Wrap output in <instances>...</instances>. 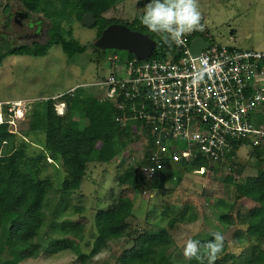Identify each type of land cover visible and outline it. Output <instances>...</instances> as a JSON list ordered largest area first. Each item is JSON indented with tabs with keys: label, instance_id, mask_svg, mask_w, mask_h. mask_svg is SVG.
<instances>
[{
	"label": "trees",
	"instance_id": "1",
	"mask_svg": "<svg viewBox=\"0 0 264 264\" xmlns=\"http://www.w3.org/2000/svg\"><path fill=\"white\" fill-rule=\"evenodd\" d=\"M14 1L19 2L24 11L42 15L49 24L48 35L44 44H33L32 47H11L0 42V65L10 56H46L54 46L61 47L70 59L90 49L95 57L96 54L105 55L107 51L96 49L94 43L100 38L103 30L112 24H120L133 32L146 34L155 41L156 48L150 61L177 63L183 56V52L175 43L164 45L159 36L141 24L142 13L131 20L118 14L116 7L120 0ZM109 11H113L112 15L106 17ZM86 14H91L96 20L92 28L96 37L91 44H80L73 38L72 25L74 22L81 24V19ZM195 37L203 36L196 33L188 39V43ZM125 55L128 63H140L134 56L127 53ZM261 66L264 68V61ZM114 75L118 76V72L114 71ZM58 105H64V114H57ZM40 106L41 108H38L37 105L32 113L24 118L30 124L31 131L42 136V146L33 158L25 154L24 141L15 146L16 135L12 133V127L7 124L0 126V264H21L41 257L42 234H47V216L52 212L57 218H62L70 211L81 212V207L73 205L74 195L80 191L94 166L108 165L115 160L118 162V173L115 177L118 195L111 198L106 210L96 213L98 224L102 227L101 245L131 238L133 246L117 259L118 264H162L160 255L169 254L175 248L170 230L182 218L169 219L168 229L149 227L134 238V202L128 191L137 194L167 193L175 188L179 180L165 175L163 170L157 172L152 180L138 175L133 168L123 173V167L130 156L140 152L137 147L138 138L128 133L127 129L117 122V118L123 113L118 110L117 105L105 98V91L99 87H81L56 99L45 101ZM5 115L7 116V112ZM3 148L8 150L3 151ZM123 151L124 156L119 163V154ZM246 157L244 164L255 166L257 173L237 180L240 182L235 184V198L239 201L247 199L253 203V207L243 213L241 202L237 207L236 202H218L213 205V213L222 228L244 226L246 234L250 238L254 237L259 243L247 255L242 254L239 257L242 264H264V153L249 151ZM53 158L60 159L64 173L60 187H56L50 178H35L40 173V164L46 165V160L52 161ZM134 160L138 162L137 157ZM28 161L33 162L32 171L31 167L26 165ZM196 163L200 166L203 161ZM193 166L196 167L194 164ZM242 166H239L237 173L232 174L236 179L243 170ZM213 170L217 171L216 168ZM225 178L228 180L233 177L229 175ZM4 194L12 195V201H5L2 197ZM234 208H237L236 213ZM215 233L209 234L206 239L198 240L202 252L204 245L213 239ZM235 256L238 258V252ZM196 263L199 264L198 261ZM165 264L175 263L168 261Z\"/></svg>",
	"mask_w": 264,
	"mask_h": 264
},
{
	"label": "rangeland",
	"instance_id": "2",
	"mask_svg": "<svg viewBox=\"0 0 264 264\" xmlns=\"http://www.w3.org/2000/svg\"><path fill=\"white\" fill-rule=\"evenodd\" d=\"M150 0H120L116 7L118 14L127 20L143 14ZM13 5L15 15L10 20V30L5 31L0 24V42L7 46L30 44L31 41H20V34L33 36L40 33L43 42L47 38L49 24L42 15L34 16V27L37 32L15 30L19 22L18 12H25L19 2L8 0ZM4 4L0 0V5ZM202 15V30H195L184 37L191 39L196 33L201 34L213 46L232 47L242 51H260L264 54V0H199ZM6 7V6H4ZM109 11L106 17H110ZM68 28V26H66ZM30 33V34H28ZM74 40L80 44H91L95 40L94 30L83 27L74 22L72 25ZM0 43V45H1ZM153 57V55H152ZM128 67L127 56L124 52L107 51L105 55L96 54L88 50L82 55L68 58L61 47H52L46 56L27 57L10 56L0 65V106L4 112L8 110L5 104L20 103L29 116L34 108L43 105V102L56 99L63 94L81 87H90L107 78L114 71L119 74L126 72ZM64 106L58 105L57 114H64ZM3 120L9 122V117L1 114ZM22 120L13 127L12 133L16 135L15 146L25 142L24 152L29 158L38 154L42 146V136L31 131L30 124ZM11 147V145H6ZM8 149L3 148V151ZM239 166L243 170L238 179L225 178L222 175L209 184V190H201L200 182L193 176L190 169L188 174L182 172L176 165H172L167 174L179 180L175 188L167 193L137 194L128 191L134 202L133 236L144 233L149 227L168 229L167 223L171 218H182L170 233L175 242L174 250L167 254L162 253L160 263L173 261L175 264H197L196 261L187 260L183 256V244L188 238L203 240L213 232L221 233L224 240V249L215 264H242L239 257L248 254L259 243L246 234L242 226L222 228L213 213V205L218 202H241L242 212L246 213L253 203L247 199L239 201L235 198V184L247 175H255L257 168L244 163L247 161L246 152L242 153ZM46 160V165L40 164L36 179L50 178L56 187H60L64 179L59 158ZM242 163V164H241ZM33 162H27L31 167ZM118 162L104 166H94L83 182L80 191L74 195L73 205L82 208V211L70 213L57 218L50 213L45 220L47 234H42L43 254L37 259H31L21 264H118L117 259L133 246V240L122 239L112 241L105 246L101 245L102 227L98 224L96 213L106 210L116 190L115 177L118 173ZM194 177V178H193ZM114 191V192H113ZM8 203L12 195H3ZM237 208H234V213ZM238 252V258L235 253ZM83 259L80 260V258ZM241 262V263H240ZM206 263V262H205Z\"/></svg>",
	"mask_w": 264,
	"mask_h": 264
},
{
	"label": "built area",
	"instance_id": "3",
	"mask_svg": "<svg viewBox=\"0 0 264 264\" xmlns=\"http://www.w3.org/2000/svg\"><path fill=\"white\" fill-rule=\"evenodd\" d=\"M189 45L186 37L176 44L183 52L177 63H128L125 73L93 85L123 113L117 122L138 138L140 152L130 156L123 173L133 168L152 180L176 165L188 174L190 169L201 190H209L208 183L238 172L243 152L264 153V54L209 44L192 57ZM3 106L9 122L0 106V126L24 120L20 103ZM119 156L121 163L124 151Z\"/></svg>",
	"mask_w": 264,
	"mask_h": 264
},
{
	"label": "clouds",
	"instance_id": "4",
	"mask_svg": "<svg viewBox=\"0 0 264 264\" xmlns=\"http://www.w3.org/2000/svg\"><path fill=\"white\" fill-rule=\"evenodd\" d=\"M201 20L199 0H150L140 17L141 24L168 46L180 43L186 34L202 30ZM202 74L194 75L193 84L199 83ZM224 240L221 233H215L202 252L200 242L188 238L183 244V256L190 261L195 259L199 264H215L223 252Z\"/></svg>",
	"mask_w": 264,
	"mask_h": 264
},
{
	"label": "water",
	"instance_id": "5",
	"mask_svg": "<svg viewBox=\"0 0 264 264\" xmlns=\"http://www.w3.org/2000/svg\"><path fill=\"white\" fill-rule=\"evenodd\" d=\"M95 24L96 20L91 14H86L81 19V25L85 28L91 29ZM94 47L101 51L125 52L143 62L152 57L156 42L146 34L133 32L120 24H112L103 30ZM208 48L209 43L203 37H195L190 42L189 53L192 57H198Z\"/></svg>",
	"mask_w": 264,
	"mask_h": 264
},
{
	"label": "flooded vegetation",
	"instance_id": "6",
	"mask_svg": "<svg viewBox=\"0 0 264 264\" xmlns=\"http://www.w3.org/2000/svg\"><path fill=\"white\" fill-rule=\"evenodd\" d=\"M4 4L0 5V24H3V29L5 31L10 30V20L12 17L15 15L16 12H13V5H9L8 1H3ZM6 6V7H4ZM19 22L17 25H15V30L17 33L19 31H26V32H31L33 33L34 30L37 32V28L34 27L35 24H38L36 22V19L34 16L39 15V14H32L29 12H18L17 13ZM30 34V33H28ZM41 34H34L33 36L30 35H23L20 34L17 38L22 42V41H31L30 44H23L21 43L20 45H14L13 47H32L33 44H44L46 39H44L43 42H38L37 40L41 39Z\"/></svg>",
	"mask_w": 264,
	"mask_h": 264
},
{
	"label": "crops",
	"instance_id": "7",
	"mask_svg": "<svg viewBox=\"0 0 264 264\" xmlns=\"http://www.w3.org/2000/svg\"><path fill=\"white\" fill-rule=\"evenodd\" d=\"M62 106H64V105H62ZM64 109H65V107H64ZM26 118V117H25ZM167 175H169V174H167Z\"/></svg>",
	"mask_w": 264,
	"mask_h": 264
}]
</instances>
